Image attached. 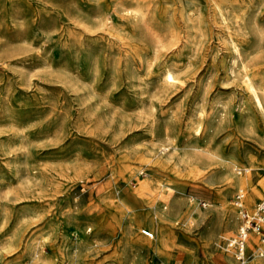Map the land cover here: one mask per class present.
<instances>
[{
	"label": "rangeland",
	"instance_id": "rangeland-1",
	"mask_svg": "<svg viewBox=\"0 0 264 264\" xmlns=\"http://www.w3.org/2000/svg\"><path fill=\"white\" fill-rule=\"evenodd\" d=\"M253 90L264 0H0V264H233Z\"/></svg>",
	"mask_w": 264,
	"mask_h": 264
},
{
	"label": "built area",
	"instance_id": "built-area-1",
	"mask_svg": "<svg viewBox=\"0 0 264 264\" xmlns=\"http://www.w3.org/2000/svg\"><path fill=\"white\" fill-rule=\"evenodd\" d=\"M243 198V191L237 190L235 202L239 208L240 223L236 233L225 239L226 250L231 251L234 258L233 264L244 262V248L250 235H255L261 242L259 254L264 257V195L258 199L251 210L242 207ZM142 232L149 237L153 236V233L147 229Z\"/></svg>",
	"mask_w": 264,
	"mask_h": 264
},
{
	"label": "bare ground",
	"instance_id": "bare-ground-1",
	"mask_svg": "<svg viewBox=\"0 0 264 264\" xmlns=\"http://www.w3.org/2000/svg\"><path fill=\"white\" fill-rule=\"evenodd\" d=\"M252 94H253V100H254V103H255L256 107L258 108L259 111H261V113H264V96L259 94L256 90H253ZM262 167H264V165H262L259 168H262ZM259 168H257V169H259ZM236 182L239 183L240 185H244L245 184L244 183V179H241V178L237 179ZM258 185L264 186V175H261L259 177V180H258L257 184L250 189V193H249L250 196H255V195H257L259 193L260 190L258 188ZM241 190L243 191V189H241ZM164 214L165 213L163 211H159L157 213V216L159 218H163ZM249 238H250V236L248 237L247 241L249 240ZM251 241H252L253 244H255V245L257 244V246H258L257 250L262 245L260 241H258V240L256 241L255 237L251 238ZM138 242H140V241H138ZM141 244L145 245L146 243L141 241ZM258 255L260 256L259 253H258ZM224 258L230 259V257L229 258L228 257H224ZM249 264H264V258L260 259V258H258V256H257V258H252V260L250 261Z\"/></svg>",
	"mask_w": 264,
	"mask_h": 264
},
{
	"label": "crops",
	"instance_id": "crops-1",
	"mask_svg": "<svg viewBox=\"0 0 264 264\" xmlns=\"http://www.w3.org/2000/svg\"><path fill=\"white\" fill-rule=\"evenodd\" d=\"M251 236H252V235H250V238H251ZM253 237H255V236H252V238H253ZM250 238H249V239H250Z\"/></svg>",
	"mask_w": 264,
	"mask_h": 264
}]
</instances>
